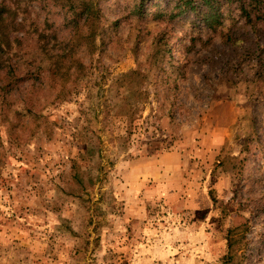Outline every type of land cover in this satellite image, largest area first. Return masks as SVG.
Returning <instances> with one entry per match:
<instances>
[{
    "label": "rangeland",
    "instance_id": "1",
    "mask_svg": "<svg viewBox=\"0 0 264 264\" xmlns=\"http://www.w3.org/2000/svg\"><path fill=\"white\" fill-rule=\"evenodd\" d=\"M82 1L0 0V264H264V22Z\"/></svg>",
    "mask_w": 264,
    "mask_h": 264
},
{
    "label": "trees",
    "instance_id": "2",
    "mask_svg": "<svg viewBox=\"0 0 264 264\" xmlns=\"http://www.w3.org/2000/svg\"><path fill=\"white\" fill-rule=\"evenodd\" d=\"M148 0H142L140 7L137 9V14L142 15L144 8L146 7V2ZM218 0H202L201 5L204 7H208V12H202L200 13L203 16L208 17V21L211 23L212 20L216 19L218 16V8L216 7ZM240 7L239 10L241 13L246 17L247 21L249 23L252 22H264V0H240ZM200 2H195L194 0H178L177 6L175 9H179V12H177V16L183 15L187 10H190L194 13H197L198 5ZM80 15L84 19V24L82 25L83 28H86L87 32L84 34L80 29H76L73 35V40L75 41V48H80L83 46L82 39H85L87 41H93L96 34L99 33L100 29V11L96 4H94V0H83L82 5L80 8ZM215 11L214 14H211L213 10ZM212 10V11H211ZM171 17L175 18L176 15L174 12H171ZM80 16V18H81ZM212 19V20H210ZM9 16L6 14V10L2 7L0 4V37L4 40L6 45L10 47V35L6 33L8 30V24H9ZM217 21V20H215ZM59 64V63H58ZM72 65L65 66V69L67 72H69L72 68ZM3 69V68H1ZM59 70V67H58ZM2 73V72H1ZM58 73V72H57ZM57 73H54L55 75ZM142 76L141 72L139 71H130L126 74L121 75V79H129V78H138ZM2 79L5 81L4 86L1 87V89L7 88L9 85H15L18 82L16 81L17 78V69L12 67V65L9 66L7 70L4 69L3 74L0 75ZM8 81V82H7ZM62 86L65 88L66 83L62 82ZM83 158H86L83 154ZM72 178L78 182L79 184L82 183V170L79 166V164L74 160V164L72 167Z\"/></svg>",
    "mask_w": 264,
    "mask_h": 264
}]
</instances>
